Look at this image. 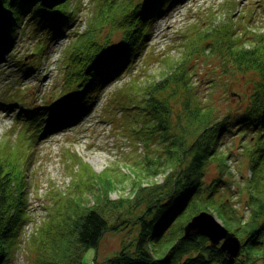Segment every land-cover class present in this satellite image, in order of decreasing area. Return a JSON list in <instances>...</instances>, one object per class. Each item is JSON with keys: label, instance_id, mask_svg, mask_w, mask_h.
Returning <instances> with one entry per match:
<instances>
[{"label": "rangeland", "instance_id": "obj_1", "mask_svg": "<svg viewBox=\"0 0 264 264\" xmlns=\"http://www.w3.org/2000/svg\"><path fill=\"white\" fill-rule=\"evenodd\" d=\"M136 1L130 0V4ZM98 5L106 7L104 23L95 30L97 38L110 35L116 40L119 34L113 24L118 19L125 21L127 4L122 7L121 0H70L69 9L76 19L69 32L56 34L46 45L39 30L25 18L19 21L13 53L32 62L39 59L36 68L23 76L10 60L0 63V146L5 141L1 148H7L5 163L12 169L11 211L19 217L17 223L13 221L12 235L2 243L0 259L4 264H47L52 253L54 264H63L67 249L75 243L73 220L95 203L111 223L121 225L123 217L129 220L118 230H106L97 248L85 250L86 264H102L122 243L133 240L138 228L133 223L135 215L154 189L151 186L158 187L167 178V168L155 164L164 159L166 141L172 135L162 137L160 127L153 126L156 120L143 105L145 93L158 83L162 85L164 79H177L179 61H184L180 70L189 73L186 79L191 84L170 91L171 81L160 91L170 104V131L177 134L188 129V111L194 106L201 112L209 110L213 118L228 111L234 115L260 84L261 73L250 63L264 58V0H172L151 22L148 42L132 66L106 85L74 121L52 129L42 124L38 135L32 121L17 114L19 105L15 103L46 102L60 90L65 50L88 24L94 25ZM229 42L251 47L256 54L240 67L227 54ZM118 92L130 103L121 113L112 100ZM263 126L255 133L242 129V137L239 128L226 133L222 145L231 155L225 164L208 163L202 177L208 185L224 176L230 188L222 186L219 192L216 188L213 194L218 201L230 196L235 216L244 219L250 212L249 177L255 179V188L264 181V163L262 166L258 153L252 150L251 161L247 149L261 145ZM138 127L142 137L134 135L138 130L133 128ZM250 163L256 165L250 168ZM260 170L263 172L258 175ZM209 211L224 224L216 211ZM258 264H264V257Z\"/></svg>", "mask_w": 264, "mask_h": 264}, {"label": "trees", "instance_id": "obj_2", "mask_svg": "<svg viewBox=\"0 0 264 264\" xmlns=\"http://www.w3.org/2000/svg\"><path fill=\"white\" fill-rule=\"evenodd\" d=\"M171 2L172 0H138L130 4V0H121V6L127 4L124 7L127 10L125 21L118 19L113 24L116 28L114 31L119 34L116 40L111 39L110 35H101L97 38L98 33L95 30L104 21L102 15L106 7L102 9L98 5L99 11L94 25L88 24L85 32L80 33L65 50L61 60L64 72L60 90L49 96V99H45L46 102L44 100L35 104H28L25 101L14 102L19 105L17 114L25 121L30 119L33 130L37 131L38 135L42 130V124L52 129L74 121L88 110L106 85L132 66L134 58L140 55L148 42L151 22L165 11ZM69 3L70 0H1L0 21L1 18H4V21L0 22V63L10 60V64L15 65L23 76L36 68L35 63L38 64L39 59L32 62L25 60L24 57L18 58L13 53L12 46L19 21L25 18L35 31L39 30L46 45L56 34L64 30L69 32V27L76 19V15L69 9ZM257 40L258 38H255L253 44ZM214 42L216 45L215 40ZM255 46L257 45L253 48H259ZM226 48L228 56H231L235 63L241 64L240 67L246 60H252L256 54L251 47L236 46L230 42ZM253 61L250 65L261 73L260 84L249 93L246 103L239 112L229 115L228 111L213 118L209 116V110L201 112L198 111L199 107L194 106V110L188 111L191 117L188 129L183 128L179 134L176 130L170 131L171 108L167 96L160 95V91L169 87L171 81L174 85L170 91L176 86L186 89L187 85L191 84V81L186 79L189 73L180 70L184 61H179L177 70L179 72L174 75L177 79H164L162 85L158 83L154 90L145 93L143 105L156 120L153 126L160 127L162 137L172 134L166 141L164 159L155 164L162 169L166 167L168 175L162 185L151 186L154 189L149 192L141 211L135 215L133 223L137 224L138 228L133 240L122 243L115 254L107 256L102 264H258L262 261L264 181L260 188H255V179L249 177V181H252L247 197L250 212L244 219L242 216H235L234 207L230 206V196L218 201L213 194L216 188L218 192L222 190V186L230 188L224 176L223 179L210 181L208 185L203 183L202 179L208 163L223 161L225 164L227 157L231 155L222 145L226 133L229 134L239 128L242 137L245 131L251 129L254 133L260 132L258 129L264 124V58ZM112 96L120 113L129 109L130 103L122 92ZM119 97L120 100H115ZM139 127L133 128L138 130L134 135L142 137ZM259 144L261 145L254 144L247 149L258 153L257 157L263 166L264 139ZM1 146L0 149L3 151L2 155L0 154V252L4 247L2 243L13 233V221L17 223L19 219L11 211L13 203L9 192L13 186L12 169L6 165L9 154L7 152L5 155L4 152L8 150ZM252 151L249 153L251 161ZM255 165L250 163V168ZM260 172L261 170L258 175L263 171ZM221 180L223 183L220 185L218 182ZM96 204L86 207L73 220L75 243L67 249L63 264H86L83 256L88 247L97 248L106 230H118L120 226L127 224L129 219L124 217L121 225L111 223ZM201 210L216 211L225 226L241 237V252L234 259L222 251L219 245L212 244L204 235H185L184 225L192 215ZM64 254L65 252L63 256ZM52 259L53 253L46 263L54 264L55 260ZM0 264H4L2 259Z\"/></svg>", "mask_w": 264, "mask_h": 264}, {"label": "water", "instance_id": "obj_3", "mask_svg": "<svg viewBox=\"0 0 264 264\" xmlns=\"http://www.w3.org/2000/svg\"><path fill=\"white\" fill-rule=\"evenodd\" d=\"M185 235H204L214 245H219L231 259H234L241 252L242 242L239 236L230 231L215 215L209 210H201L191 216L184 225Z\"/></svg>", "mask_w": 264, "mask_h": 264}]
</instances>
